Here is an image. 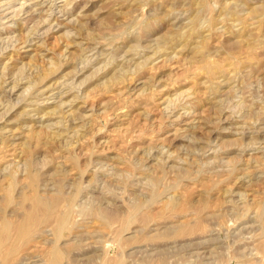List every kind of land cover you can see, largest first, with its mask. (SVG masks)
I'll list each match as a JSON object with an SVG mask.
<instances>
[{
	"label": "rangeland",
	"instance_id": "obj_1",
	"mask_svg": "<svg viewBox=\"0 0 264 264\" xmlns=\"http://www.w3.org/2000/svg\"><path fill=\"white\" fill-rule=\"evenodd\" d=\"M0 264H264V0H0Z\"/></svg>",
	"mask_w": 264,
	"mask_h": 264
},
{
	"label": "bare ground",
	"instance_id": "obj_2",
	"mask_svg": "<svg viewBox=\"0 0 264 264\" xmlns=\"http://www.w3.org/2000/svg\"><path fill=\"white\" fill-rule=\"evenodd\" d=\"M179 38V37H178ZM9 145V144H8ZM40 203V202H39ZM42 203V202H41ZM43 205V204H42ZM39 206V205H38ZM44 207V206H43Z\"/></svg>",
	"mask_w": 264,
	"mask_h": 264
}]
</instances>
